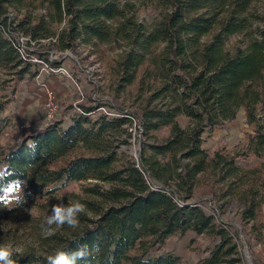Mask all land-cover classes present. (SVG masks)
I'll use <instances>...</instances> for the list:
<instances>
[{
  "label": "trees",
  "instance_id": "trees-1",
  "mask_svg": "<svg viewBox=\"0 0 264 264\" xmlns=\"http://www.w3.org/2000/svg\"><path fill=\"white\" fill-rule=\"evenodd\" d=\"M145 3L149 20L139 18L134 0H0V165L8 166L0 198L9 199L21 182L25 198L41 199L85 181L59 197L79 200L89 212L76 229L41 235L40 250L15 257L22 264L85 243L101 247L91 264H182L160 247L188 230L212 241L201 264H245L239 233L253 264H264V0ZM78 46L99 53L117 88L133 89L134 110L109 114L98 110L102 103H81L67 125L53 118L15 145L2 144L8 121L1 114L10 99L1 93L4 76L33 77V55L47 61L52 49ZM105 50L114 53L108 58ZM239 108L251 127L246 140L208 152L203 134ZM180 116L188 118L185 126ZM135 125L144 138L136 159L126 150ZM251 155L261 160L243 165ZM232 201L240 228L220 219Z\"/></svg>",
  "mask_w": 264,
  "mask_h": 264
},
{
  "label": "rangeland",
  "instance_id": "rangeland-1",
  "mask_svg": "<svg viewBox=\"0 0 264 264\" xmlns=\"http://www.w3.org/2000/svg\"><path fill=\"white\" fill-rule=\"evenodd\" d=\"M134 1L139 8V18L149 20L153 12L150 5L145 3L148 0ZM113 53L114 51L105 50L103 55L109 58ZM31 60L37 63L31 68V70L37 69L35 76L25 75L18 81L6 80L8 77L4 76V88L1 93L6 94L10 99L1 114L8 121L4 134L1 136L2 144L15 145L26 134L44 127L53 118H62V125H67L71 114L78 111L77 107L81 103H102L104 105L98 108L102 112H113L120 107L134 110L137 106L133 89L130 87L117 88L109 68L99 53L91 48L78 46L74 50H67L63 53L52 49L47 61L38 59L36 55H33ZM52 61H58V67L63 70H55L57 67L51 65ZM49 93L55 105L52 116H49L50 113L45 107ZM179 121L185 126L188 118L180 116ZM165 132L166 130L163 129L158 134ZM249 132H251V127L246 123L244 110L239 108L232 120L203 134V147L208 152L222 146L236 148L246 140ZM129 141L127 152L137 155L139 145L144 141L140 126L135 125L132 128ZM260 160L251 155L241 160V163L245 166H252ZM24 183L21 182V186ZM83 183L86 182L70 181L64 189L59 191V194L65 191H78ZM14 194H11L9 199ZM59 194L41 199L25 198V202L20 206H14L12 210L5 209L6 212H1L0 243L12 241L15 245L22 247L24 252L40 250L39 239L43 235L41 229L43 220L51 213L53 205L64 203ZM199 194V198L205 204L209 203V191L206 186L201 187ZM237 210V204L232 201L226 212L220 215V219L233 228H240L236 217ZM262 213H264V204H262ZM239 238L245 264H253L242 233H239ZM211 246L210 238L188 230L182 235L171 234L161 245L160 251H169L178 255L182 264H201L200 258L208 254ZM259 248L260 246L256 245L254 250ZM19 264L22 263L19 262Z\"/></svg>",
  "mask_w": 264,
  "mask_h": 264
},
{
  "label": "clouds",
  "instance_id": "clouds-1",
  "mask_svg": "<svg viewBox=\"0 0 264 264\" xmlns=\"http://www.w3.org/2000/svg\"><path fill=\"white\" fill-rule=\"evenodd\" d=\"M29 147L36 149L35 143H30ZM7 165H0V177L8 174ZM25 202V193L21 184H17L15 194L10 199L0 198V203L4 205L7 210H12L14 206H20ZM88 215L86 205L79 200L69 201L67 204L58 203L51 207V213L48 214L41 224L42 234L45 236L55 235L56 230L64 226L76 229L79 227L81 215ZM101 254V247L99 243L79 244L78 248L69 253L63 249H58L50 254L37 253L36 259L31 264H42L39 259L43 256V264H91V260ZM23 257L24 249L15 245L12 241H5L0 243V264H19L20 259L15 257ZM142 264H147V258H144Z\"/></svg>",
  "mask_w": 264,
  "mask_h": 264
},
{
  "label": "built area",
  "instance_id": "built-area-1",
  "mask_svg": "<svg viewBox=\"0 0 264 264\" xmlns=\"http://www.w3.org/2000/svg\"><path fill=\"white\" fill-rule=\"evenodd\" d=\"M25 40H26V37L25 36H20L19 37V47H18V51H19V54L21 55V57L25 58L26 57V52H25V49H26V45H25ZM50 69L54 70L53 68L50 67ZM55 70H63L62 68L58 67L55 69ZM45 107L46 109L49 111V116L51 115L52 116V111L55 109V105H54V102L52 101V96H51V93L48 94V97H47V102L45 103ZM102 107V106H100ZM77 109L79 110V107H77ZM107 112V111H105ZM110 114V112H107ZM4 134V132L2 133V135ZM132 155L133 158H137V155L135 153H130Z\"/></svg>",
  "mask_w": 264,
  "mask_h": 264
},
{
  "label": "crops",
  "instance_id": "crops-1",
  "mask_svg": "<svg viewBox=\"0 0 264 264\" xmlns=\"http://www.w3.org/2000/svg\"><path fill=\"white\" fill-rule=\"evenodd\" d=\"M258 245V244H257ZM256 246V245H255ZM255 246H254V249H255Z\"/></svg>",
  "mask_w": 264,
  "mask_h": 264
}]
</instances>
